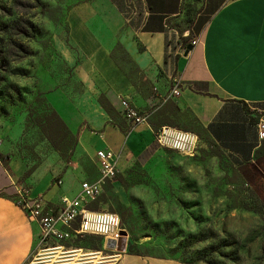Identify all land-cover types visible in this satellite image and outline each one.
I'll return each mask as SVG.
<instances>
[{
	"label": "crops",
	"instance_id": "0c3cea01",
	"mask_svg": "<svg viewBox=\"0 0 264 264\" xmlns=\"http://www.w3.org/2000/svg\"><path fill=\"white\" fill-rule=\"evenodd\" d=\"M190 2L93 0L77 6L69 22L81 60L64 65L67 71L42 77L45 99L77 137V155L88 156L97 166L98 151L119 155V178L112 182L123 199L127 193L118 184L133 164L140 163L148 176L157 174L160 181L171 179L179 165L157 143L149 122L129 133L114 124L100 103L105 95L125 99L148 115L158 98H172L181 110L191 111L234 165L264 156V0H195L211 17L200 43L186 55L171 24L184 17ZM118 47L143 73L150 91L141 90L116 60ZM176 84L180 90L172 97ZM27 170L17 156L7 163L0 159V264H27L38 247L40 227L29 221L17 201L23 194L57 202L61 195L80 193L86 180L76 168L58 179L42 168ZM56 180L62 184L57 186Z\"/></svg>",
	"mask_w": 264,
	"mask_h": 264
},
{
	"label": "rangeland",
	"instance_id": "374dc122",
	"mask_svg": "<svg viewBox=\"0 0 264 264\" xmlns=\"http://www.w3.org/2000/svg\"><path fill=\"white\" fill-rule=\"evenodd\" d=\"M194 1L188 4L184 17L171 24L183 51L195 39L201 41L211 17L203 11V4ZM91 2L0 0L3 163L17 156L27 166V173L42 168L58 179L76 168L86 174V182L99 179L96 162L77 155L76 140L49 129L55 118L49 119H53L51 106L41 86L43 76L67 71L64 65L80 62L69 16L77 6ZM114 57L141 90H151L121 47ZM158 105L154 102L149 108V121L166 103ZM168 117L170 127L199 136L196 154L187 156L165 148L171 162L179 165L171 179L148 176L142 165L135 163L121 174L118 184L126 198L113 182H107L102 194L89 204L93 210L120 216L126 251L111 250L100 236L86 235L68 244L76 251L36 250L27 264H119L125 255L132 258L120 264H146L145 258L156 264H264V156L254 163L234 165L191 112L182 110Z\"/></svg>",
	"mask_w": 264,
	"mask_h": 264
},
{
	"label": "built area",
	"instance_id": "2783aa9c",
	"mask_svg": "<svg viewBox=\"0 0 264 264\" xmlns=\"http://www.w3.org/2000/svg\"><path fill=\"white\" fill-rule=\"evenodd\" d=\"M199 43L197 39L192 41L193 46ZM179 90V85H174L171 96H176ZM149 116L130 103L125 104L124 117L132 125L149 122ZM260 130L264 132V123L260 125ZM156 141L163 148L192 156L197 152L199 136L190 131L163 126L156 134ZM96 158L99 179L94 182L84 181L77 195H61L57 202H53L44 197L30 199L23 194L22 198L17 200L29 221L40 227L37 247L39 252L76 251L69 248L73 246L68 247V244L86 235L100 236L106 244L111 242L117 244L121 240L123 229L120 216L114 212L95 211L89 208L91 200L102 194L104 185L116 179L119 155L113 150L102 149L98 151ZM61 184V180L57 181V186Z\"/></svg>",
	"mask_w": 264,
	"mask_h": 264
},
{
	"label": "trees",
	"instance_id": "16d2710c",
	"mask_svg": "<svg viewBox=\"0 0 264 264\" xmlns=\"http://www.w3.org/2000/svg\"><path fill=\"white\" fill-rule=\"evenodd\" d=\"M114 99L117 101V103H115L113 101ZM157 102L159 104L158 105L159 108L164 103H166V105L158 111L159 112V115L158 116H155L152 120L149 121V123L152 126L155 134L159 133V131L161 130V128L163 126H169V119H168L169 118L168 117L169 114H172V113H180L182 111L181 108L179 107V105L176 103V101H174V99H172V98H168V99L167 98H165V99L158 98L157 99ZM100 103L105 108V110L108 112V114L110 115L111 120H112V122L114 124H116L125 133H129V132L132 131L134 125H132V123H130L124 117V114H125V104L126 103H129L127 100L122 99V98L121 99L120 98H116L115 96L112 97V98H110V97H108V95H105V96H102L100 98ZM117 106H121V109H118ZM51 111H52L53 119L51 118V116H49V119L50 120H54V118H55V121H53L49 125V129L50 130H55L59 134L64 133L66 135H70L72 137V139H75L76 142H78L77 139H76L77 138L76 135H74L68 129V127L65 125V123L62 121V119L57 114V112L53 108H51ZM189 112H191V111H189ZM196 120H197V118H196ZM203 130H205V129H203ZM59 149L61 151H64L63 147H60ZM222 155H223V153H222ZM95 211H97V210H95ZM78 239H76V240H78Z\"/></svg>",
	"mask_w": 264,
	"mask_h": 264
},
{
	"label": "water",
	"instance_id": "95a60500",
	"mask_svg": "<svg viewBox=\"0 0 264 264\" xmlns=\"http://www.w3.org/2000/svg\"><path fill=\"white\" fill-rule=\"evenodd\" d=\"M193 45H190L188 48H187V51H186V55L193 50ZM126 245H127V239L126 237H122L121 240L116 244V243H109L108 244V248L109 249H116L118 251H126Z\"/></svg>",
	"mask_w": 264,
	"mask_h": 264
},
{
	"label": "bare ground",
	"instance_id": "6f19581e",
	"mask_svg": "<svg viewBox=\"0 0 264 264\" xmlns=\"http://www.w3.org/2000/svg\"><path fill=\"white\" fill-rule=\"evenodd\" d=\"M70 253V252H69ZM65 254V253H64ZM66 254H68V253H66ZM69 260H74L73 258H71V259H69Z\"/></svg>",
	"mask_w": 264,
	"mask_h": 264
}]
</instances>
